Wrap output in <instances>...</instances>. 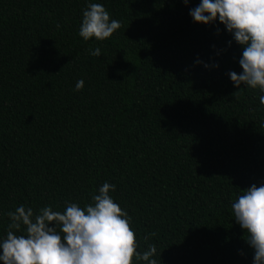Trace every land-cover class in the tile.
<instances>
[{"label":"trees","instance_id":"trees-1","mask_svg":"<svg viewBox=\"0 0 264 264\" xmlns=\"http://www.w3.org/2000/svg\"><path fill=\"white\" fill-rule=\"evenodd\" d=\"M89 2L121 22L103 41L78 34ZM198 3L0 0V235L20 204L83 208L107 181L157 264H252L231 203L264 183L262 93L234 86L242 46Z\"/></svg>","mask_w":264,"mask_h":264},{"label":"clouds","instance_id":"clouds-1","mask_svg":"<svg viewBox=\"0 0 264 264\" xmlns=\"http://www.w3.org/2000/svg\"><path fill=\"white\" fill-rule=\"evenodd\" d=\"M188 2L184 0L186 5ZM189 15L195 23L206 26L219 21L242 46L238 61L242 71H229L228 76L237 88L242 84L258 88L262 93L260 104L264 105V0H199L189 8ZM120 27L121 22L110 19L102 4L89 2L83 10L78 34L85 41L93 37L103 41ZM89 54L100 56L101 48H90ZM83 85L82 79L77 80L75 89L80 90ZM115 187L105 181L91 196L92 202L83 208L75 202H65L63 211L46 205L34 214L32 207L20 204L7 213L10 223L6 234L0 235V262L157 264L155 244L137 250L128 213L110 195ZM231 212L253 250L252 264H264V183L242 190L231 203ZM21 229L22 234H17ZM150 235L153 234L144 239Z\"/></svg>","mask_w":264,"mask_h":264}]
</instances>
